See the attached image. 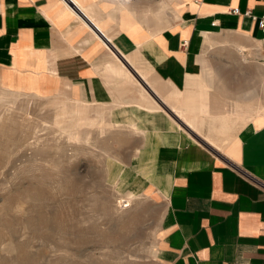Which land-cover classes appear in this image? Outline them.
<instances>
[{
  "label": "crops",
  "instance_id": "0c3cea01",
  "mask_svg": "<svg viewBox=\"0 0 264 264\" xmlns=\"http://www.w3.org/2000/svg\"><path fill=\"white\" fill-rule=\"evenodd\" d=\"M66 1L0 0V79L8 88L34 92L40 86L46 93L70 87L73 94L93 101L112 97L111 81L117 87L138 84L106 69L121 68L130 75L133 69L155 94L186 92L181 104L170 96L163 99L169 112L200 136L199 117L211 113L208 103L213 99V76L204 68L211 61L210 41L231 38L228 42L247 56L264 61V32L243 15L247 10L264 15V0ZM94 31L113 47L106 48ZM119 57L131 62L129 69ZM233 91H241L237 83ZM143 101L145 106H128L138 109L142 122L151 125L167 115L155 100L143 95ZM135 116V110L127 112L138 128ZM176 128L169 125L170 131ZM159 132H144L150 149L144 166L152 175H143L168 191L154 262L264 264V114L224 136L216 158L183 134ZM203 140L217 149L213 140ZM159 145L168 154L165 178L155 168Z\"/></svg>",
  "mask_w": 264,
  "mask_h": 264
},
{
  "label": "rangeland",
  "instance_id": "374dc122",
  "mask_svg": "<svg viewBox=\"0 0 264 264\" xmlns=\"http://www.w3.org/2000/svg\"><path fill=\"white\" fill-rule=\"evenodd\" d=\"M228 41H210L211 61L204 68L213 76V99L211 113L199 117L200 136L163 99L181 104L186 92L155 94L133 69L138 84L117 87L111 81L112 97L93 101L70 87L43 93L35 84L33 92L8 88L0 79V264H156L168 191L142 173L150 172L145 134L178 132L216 158L224 136L264 114V61ZM235 83L240 92L233 91ZM143 95L166 110L151 122L154 128L129 108L145 106ZM133 110L138 128L127 118ZM208 138L217 149L203 140ZM167 156L159 145L155 168L161 178L168 176Z\"/></svg>",
  "mask_w": 264,
  "mask_h": 264
},
{
  "label": "bare ground",
  "instance_id": "6f19581e",
  "mask_svg": "<svg viewBox=\"0 0 264 264\" xmlns=\"http://www.w3.org/2000/svg\"><path fill=\"white\" fill-rule=\"evenodd\" d=\"M68 4H71V5H73V0H68V1H66ZM163 3V2H162ZM163 8V7H162ZM168 8V7H167ZM82 15H84V14H82ZM84 18H86V17H84ZM85 23L87 24V22L85 21ZM93 24V23H92ZM88 25V24H87ZM91 25V24H90ZM89 26V25H88ZM97 28V27H96ZM93 29V28H92ZM98 31H100V30H98ZM101 32V31H100ZM100 32H95L94 31V33L95 34H97V33H100ZM101 34H97V36L99 37V39H100V41H101V43H103L104 44V46L106 47V48H108L109 46H112L113 47V45L111 44V41H110V39H108L107 37H102L101 38V36H100ZM116 49L118 50V48L116 47ZM121 54V53H120ZM50 61H52V60H50ZM125 62V64L127 65V66H125V69H127V68H129L130 66H131V62H129V61H124ZM51 63V62H50ZM52 64V63H51ZM49 66H50V64H49ZM53 66V68H54V65H52ZM51 67V66H50ZM49 69V68H48ZM108 70L109 71H111L113 74H118V75H126L127 76V79L129 80V81H131V80H134V79H136L135 78V74L133 75V74H131L130 75V73L129 72H124L121 68H108ZM53 71V70H52ZM56 72V71H55ZM52 73V74H56V73ZM51 74V73H50ZM17 93H18V91H17ZM210 98V97H209ZM74 101V100H73ZM75 103V102H74ZM84 103V102H83ZM69 114V113H68ZM65 118V117H64ZM73 124V123H72ZM73 127V126H72ZM220 131V130H219ZM71 132V131H70ZM69 133V132H68ZM71 135V134H70ZM69 135V136H70ZM144 175H147V176H150V175H152V172H146V171H144V172H142Z\"/></svg>",
  "mask_w": 264,
  "mask_h": 264
},
{
  "label": "built area",
  "instance_id": "2783aa9c",
  "mask_svg": "<svg viewBox=\"0 0 264 264\" xmlns=\"http://www.w3.org/2000/svg\"><path fill=\"white\" fill-rule=\"evenodd\" d=\"M199 1V0H196V2ZM233 13H236L238 14L239 13V10L238 9H234L232 11ZM244 16H248L250 17L252 20H254L258 27L260 28V30H262L264 32V15H262L261 17H257V16H254L250 10H247L243 13Z\"/></svg>",
  "mask_w": 264,
  "mask_h": 264
}]
</instances>
